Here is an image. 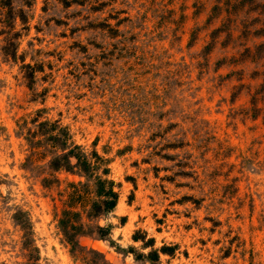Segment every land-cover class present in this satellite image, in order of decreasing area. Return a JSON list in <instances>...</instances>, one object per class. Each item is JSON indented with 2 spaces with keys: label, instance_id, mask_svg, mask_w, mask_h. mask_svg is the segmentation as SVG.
<instances>
[{
  "label": "rangeland",
  "instance_id": "rangeland-1",
  "mask_svg": "<svg viewBox=\"0 0 264 264\" xmlns=\"http://www.w3.org/2000/svg\"><path fill=\"white\" fill-rule=\"evenodd\" d=\"M11 4L12 23L0 0V264H32L18 210L38 264H264V0ZM15 32L12 58L1 48ZM39 109L106 160L118 192L98 220L109 236L81 250L57 223L83 178L61 170L44 187L48 157L19 127Z\"/></svg>",
  "mask_w": 264,
  "mask_h": 264
},
{
  "label": "trees",
  "instance_id": "trees-1",
  "mask_svg": "<svg viewBox=\"0 0 264 264\" xmlns=\"http://www.w3.org/2000/svg\"><path fill=\"white\" fill-rule=\"evenodd\" d=\"M2 4L7 8L6 15L12 23L15 12L11 0H2ZM18 11L21 21H24L23 11ZM17 35L15 32L6 38L5 45L1 48L6 56L15 58L17 44L14 38ZM23 67L28 69L25 77L29 79L30 84L33 83L34 69L29 64H24ZM42 111L37 110L35 116L29 120L32 127L27 126L26 119L22 120L19 127L23 128L29 147L40 150L42 158L48 157L44 166L49 171V177L44 176L41 179L44 187H49L53 181H57L54 173L61 170L83 178L68 184L70 191L57 223L64 241L73 252L84 249L80 243L82 237L106 239L109 236L111 226L101 225L98 220L115 208L118 192L114 189V181L107 175L109 169L106 160L95 151L85 152L72 140L68 129L57 120L40 119ZM13 218L23 230V247L28 250L27 255L32 259V264H38L37 247L32 243V228L27 214L18 210ZM88 252L92 257H103V254L94 248H88Z\"/></svg>",
  "mask_w": 264,
  "mask_h": 264
}]
</instances>
